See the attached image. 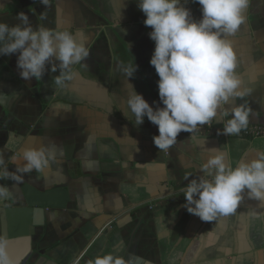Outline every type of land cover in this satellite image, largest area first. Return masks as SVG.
Wrapping results in <instances>:
<instances>
[{
    "label": "crops",
    "instance_id": "1",
    "mask_svg": "<svg viewBox=\"0 0 264 264\" xmlns=\"http://www.w3.org/2000/svg\"><path fill=\"white\" fill-rule=\"evenodd\" d=\"M139 0H0V23L15 26L24 12L34 29L70 31L90 56L72 68L63 86L53 83L59 70L41 80H24L19 53L0 55V154L6 167L24 148L54 146L57 161L43 173L24 174L23 182L0 179L12 196L0 200V236L16 264H89L113 253L130 264H264V205L245 199L235 214L204 222L185 207L182 189L204 176L203 165L219 149L237 166L264 152V137L218 135L231 115L181 132L177 143L160 151L158 126L145 116L136 125L127 105L135 91L154 108L164 107L150 61L155 42ZM192 18H203L197 0H181ZM245 23L227 37L238 58L249 124H264V0H249ZM57 63H59L57 61ZM138 66L127 78L120 65ZM86 65V67H85ZM146 67V71L143 69ZM159 77V76H158ZM3 169L0 168V172ZM189 176L186 180L185 177ZM41 191L65 187L64 208L37 212L34 234L16 236V217L7 208L22 206L21 186Z\"/></svg>",
    "mask_w": 264,
    "mask_h": 264
},
{
    "label": "clouds",
    "instance_id": "2",
    "mask_svg": "<svg viewBox=\"0 0 264 264\" xmlns=\"http://www.w3.org/2000/svg\"><path fill=\"white\" fill-rule=\"evenodd\" d=\"M202 6L203 18L195 21L191 10L181 5V0H139L138 7L146 15L144 24L151 28L150 39L155 51L150 61L159 76V97L164 107L154 109L143 95L132 87L128 94V119L134 117L136 125L144 123L145 116L158 126L159 135L154 143L160 151L170 150L181 132L195 133L198 127L209 124L218 117L231 115L218 135H239L249 124L250 109L240 104L226 107L235 99H243L250 89L242 87L237 73L238 58L233 43L227 37L234 36L245 23L244 12L249 0H197ZM49 6V0H40ZM20 23L10 26L0 23V55L19 53L17 67L24 80H41L51 64V72L59 70L53 83L63 86L73 78L72 68L81 65L90 56L89 49L70 31H52L44 27L34 29L29 16L20 12ZM57 61L59 63H57ZM86 67V65H85ZM127 77L138 70L135 64L119 66ZM212 153L202 167L201 176L191 179L182 189L185 207L190 214L204 222L216 221L236 213L245 199L264 205V152L248 162L240 160L233 167L219 149ZM22 160L15 171L5 165L0 154V179L22 183L24 174L34 170L43 173L57 161L54 146L24 148L10 162ZM186 180L189 176L185 177ZM12 196V190L0 185V200ZM8 239L0 236V264H16L8 253ZM89 264H130L122 256L113 253L97 256Z\"/></svg>",
    "mask_w": 264,
    "mask_h": 264
},
{
    "label": "water",
    "instance_id": "3",
    "mask_svg": "<svg viewBox=\"0 0 264 264\" xmlns=\"http://www.w3.org/2000/svg\"><path fill=\"white\" fill-rule=\"evenodd\" d=\"M146 71V67L143 68ZM159 77L155 81L158 86ZM24 197L22 206L7 208L8 214L16 217L19 232L16 236H29L34 234L36 214L45 208H64L69 200L68 189L65 187L56 188L50 191H41L38 188L24 184L21 186Z\"/></svg>",
    "mask_w": 264,
    "mask_h": 264
},
{
    "label": "built area",
    "instance_id": "4",
    "mask_svg": "<svg viewBox=\"0 0 264 264\" xmlns=\"http://www.w3.org/2000/svg\"><path fill=\"white\" fill-rule=\"evenodd\" d=\"M233 136H236V135H233ZM239 136H243L246 138H253V139L264 137V124H248V127L246 129H243L240 132Z\"/></svg>",
    "mask_w": 264,
    "mask_h": 264
}]
</instances>
